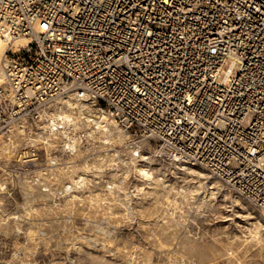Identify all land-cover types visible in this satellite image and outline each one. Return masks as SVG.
<instances>
[{"label":"built area","instance_id":"2783aa9c","mask_svg":"<svg viewBox=\"0 0 264 264\" xmlns=\"http://www.w3.org/2000/svg\"><path fill=\"white\" fill-rule=\"evenodd\" d=\"M0 39V137L78 97L264 211V0H0Z\"/></svg>","mask_w":264,"mask_h":264},{"label":"rangeland","instance_id":"374dc122","mask_svg":"<svg viewBox=\"0 0 264 264\" xmlns=\"http://www.w3.org/2000/svg\"><path fill=\"white\" fill-rule=\"evenodd\" d=\"M63 112L74 121L52 129ZM52 115L0 137V264H264V211L158 159L156 139L99 103L66 98Z\"/></svg>","mask_w":264,"mask_h":264},{"label":"bare ground","instance_id":"6f19581e","mask_svg":"<svg viewBox=\"0 0 264 264\" xmlns=\"http://www.w3.org/2000/svg\"><path fill=\"white\" fill-rule=\"evenodd\" d=\"M29 38H27V37H22V38H20V39H18L17 40V43H19V44H26V43H28L29 42ZM3 44H5L6 45V43L2 40V39H0V49L2 48V46H3ZM5 81H6V75H5V72H4V74H0V85H2V84H4L5 83ZM66 99V98H65ZM65 99H61V101H63V100H65ZM82 100V99H81ZM60 101V102H61ZM84 101V100H83ZM59 102V103H60ZM87 102V101H86ZM83 103V102H82ZM69 104V103H68ZM71 106V105H70ZM73 106V105H72ZM60 107V106H59ZM66 107H68V106H66ZM85 107H87V106H85ZM73 108H74V106H73ZM64 110H65V108H64ZM69 110V109H68ZM59 111H62V110H59ZM112 116V115H111ZM114 116V115H113ZM99 118H102V119H105V120H110V117L107 115V114H102V115H99L98 116ZM74 121V119H73V117H72V114L71 113H68V112H63V113H61V114H59L58 115V117H56V118H53L52 119V121H51V128L52 129H59V128H62V127H64V125L65 124H67V123H69V122H73ZM113 127H115V126H113ZM75 128V127H74ZM63 133V132H62ZM75 133V132H74ZM104 133V132H103ZM126 134V133H125ZM67 136V135H66ZM55 137V136H54ZM68 137V136H67ZM71 138V137H70ZM81 138V137H80ZM123 138V137H122ZM49 139V138H48ZM117 139H119V138H117ZM121 139V138H120ZM118 141V140H117ZM15 145V144H14ZM68 147H70V146H72V143H70V142H68L67 144H66ZM142 173H143V175L146 177V176H148L149 175V172L148 171H146L145 169H142ZM201 175L202 176H204L205 174L204 173H201ZM192 189V188H191ZM240 198V197H239ZM238 198V196H236V199H239ZM253 237V239H255V240H259V236H258V232H256V233H254V235L252 236Z\"/></svg>","mask_w":264,"mask_h":264}]
</instances>
